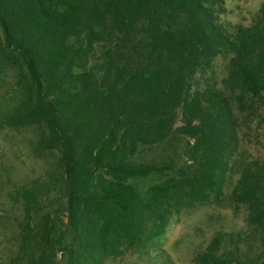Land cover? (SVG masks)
<instances>
[{"label":"trees","instance_id":"16d2710c","mask_svg":"<svg viewBox=\"0 0 264 264\" xmlns=\"http://www.w3.org/2000/svg\"><path fill=\"white\" fill-rule=\"evenodd\" d=\"M224 3L0 0V122L50 157L17 190L10 264H175L155 243L172 215L224 200L249 230L195 263L264 264V153L244 143L264 127V12L229 31Z\"/></svg>","mask_w":264,"mask_h":264},{"label":"rangeland","instance_id":"374dc122","mask_svg":"<svg viewBox=\"0 0 264 264\" xmlns=\"http://www.w3.org/2000/svg\"><path fill=\"white\" fill-rule=\"evenodd\" d=\"M225 10L220 14L223 26L233 31L239 25H250L264 12V0H225ZM228 57L219 55L214 60V69L218 78L226 72ZM4 85L2 93L13 97L12 81ZM260 143L245 141L250 152L264 153V127L259 130ZM35 133L30 126L13 127L0 122V264H10V258L16 250L11 224L21 215L17 203V190L34 178L43 176L50 157L34 153ZM237 174L227 178L225 194L233 187ZM246 209L243 205L234 206L224 200L220 203L206 202L194 207L182 209L173 214L166 232L155 240L175 264H196L195 258L217 231L248 232ZM255 247V246H254ZM127 259V260H126ZM113 264H139L136 255ZM157 264H163L158 262Z\"/></svg>","mask_w":264,"mask_h":264}]
</instances>
